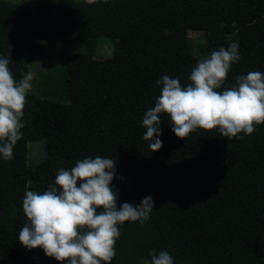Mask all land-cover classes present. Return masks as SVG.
<instances>
[{
    "label": "trees",
    "instance_id": "16d2710c",
    "mask_svg": "<svg viewBox=\"0 0 264 264\" xmlns=\"http://www.w3.org/2000/svg\"><path fill=\"white\" fill-rule=\"evenodd\" d=\"M190 30L203 33L207 58L239 45L240 59L216 91L236 86L239 75L264 73V0H0V57L17 82L29 71L25 52L39 55L43 42L82 45L58 74L53 65L40 73V92L26 95L13 158L0 155V264H62L20 243L23 198L26 190H48L60 168L96 156L116 161L118 206L154 201L145 223L119 225L111 264H141L150 250L167 251L174 264H264V124L231 140L218 129L181 139L162 113V148L152 152L143 139L144 114L161 94L157 81L168 75L182 87L191 83L198 59ZM102 36L110 40L114 85L97 76ZM41 139L44 157L29 165L28 142Z\"/></svg>",
    "mask_w": 264,
    "mask_h": 264
},
{
    "label": "clouds",
    "instance_id": "9594fccd",
    "mask_svg": "<svg viewBox=\"0 0 264 264\" xmlns=\"http://www.w3.org/2000/svg\"><path fill=\"white\" fill-rule=\"evenodd\" d=\"M239 59V45L233 42L201 59L186 87L168 75L157 81L162 84L161 94L142 121L146 129L143 139L152 152L163 146L159 139L162 113L168 115L172 131L181 139L197 129H218L231 140L241 138L239 133L251 135L255 126L264 124V73L239 75L236 86L216 91L224 84L231 64ZM9 63L8 58L0 57V155L5 160L13 158L14 146L23 136V110L34 80V74L27 72L17 82ZM115 175L114 158L88 157L70 170L60 168L55 183L43 193L26 190L22 208L28 222L19 231L20 243L29 250L40 247L62 264H111L121 234L119 225L126 221L143 224L154 208L151 196L138 206L128 202L118 206L111 186ZM149 256L141 264H174L167 251L150 250Z\"/></svg>",
    "mask_w": 264,
    "mask_h": 264
},
{
    "label": "rangeland",
    "instance_id": "374dc122",
    "mask_svg": "<svg viewBox=\"0 0 264 264\" xmlns=\"http://www.w3.org/2000/svg\"><path fill=\"white\" fill-rule=\"evenodd\" d=\"M8 3H26L31 6H35L41 3L54 4L59 2H71V1H85V0H4ZM189 45L191 50L198 59L208 57L207 49L205 47L204 35L201 31L190 30L188 32ZM82 49L81 44H61L56 42H43V49L39 55H33L25 52L26 62L29 67L28 72L34 74V80L32 81V90L29 93L40 92L38 87V79L41 76V72H46L47 68L54 67L53 74L59 73L62 60L72 53H76ZM94 60H96V70L99 80L103 83L114 85V73L112 67V52L110 47V40L107 37H100L97 40L96 49L94 53ZM44 142L43 139L37 141L28 142L27 163L34 165L38 163L44 157ZM28 220L26 221V223ZM37 250L40 247L35 248Z\"/></svg>",
    "mask_w": 264,
    "mask_h": 264
}]
</instances>
